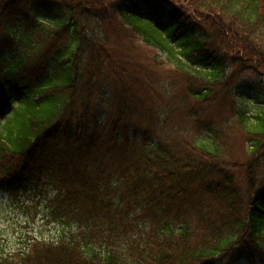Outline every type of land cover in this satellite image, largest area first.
<instances>
[{
    "label": "trees",
    "instance_id": "1",
    "mask_svg": "<svg viewBox=\"0 0 264 264\" xmlns=\"http://www.w3.org/2000/svg\"><path fill=\"white\" fill-rule=\"evenodd\" d=\"M108 9L179 71L175 105L138 94ZM246 73L264 0H0V188L46 181L82 231L22 264H264V108L211 115Z\"/></svg>",
    "mask_w": 264,
    "mask_h": 264
},
{
    "label": "rangeland",
    "instance_id": "2",
    "mask_svg": "<svg viewBox=\"0 0 264 264\" xmlns=\"http://www.w3.org/2000/svg\"><path fill=\"white\" fill-rule=\"evenodd\" d=\"M59 1L92 0H56ZM103 19L102 33L112 47L114 58L123 62L127 73L137 79L138 94L144 95L148 104L157 109L161 107L164 110L167 104L175 105L185 93L186 85L166 54L148 47L139 36H134L118 17L117 10L108 9ZM233 106L235 110L243 109L251 119L261 113L264 108V77L253 73L242 75L224 101L211 110L212 118L216 121L231 119ZM170 120L172 123L178 121L177 113ZM53 196V189L46 181H34L31 185L12 189L0 188V261L4 259L6 264H22L23 253L37 246L38 242H56L81 234L76 225L56 220L51 209ZM96 251L102 256L99 249Z\"/></svg>",
    "mask_w": 264,
    "mask_h": 264
}]
</instances>
